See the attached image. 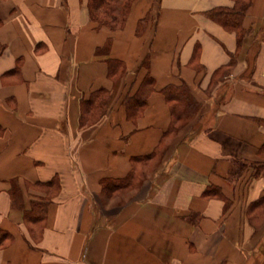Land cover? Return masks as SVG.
I'll return each mask as SVG.
<instances>
[{"label": "crops", "instance_id": "obj_1", "mask_svg": "<svg viewBox=\"0 0 264 264\" xmlns=\"http://www.w3.org/2000/svg\"><path fill=\"white\" fill-rule=\"evenodd\" d=\"M87 1L0 0V228L11 236L0 264H255L264 226L254 229L246 207L264 179L228 178L234 160H264V0L246 11L239 50L235 32L205 13L233 0H134L115 30L95 27ZM146 14L154 19L138 36ZM146 56L153 90L132 121L122 99L146 75ZM108 58L125 67L117 82ZM182 81L199 104L194 126L130 191L104 193L103 179L127 176L132 157L159 146L170 122L162 89ZM100 88L108 109L81 126V100ZM211 185L226 208L203 196ZM33 203L43 216L26 222Z\"/></svg>", "mask_w": 264, "mask_h": 264}, {"label": "trees", "instance_id": "obj_2", "mask_svg": "<svg viewBox=\"0 0 264 264\" xmlns=\"http://www.w3.org/2000/svg\"><path fill=\"white\" fill-rule=\"evenodd\" d=\"M234 5L228 7H216L206 11V15L214 21L221 24L226 30L235 32L237 38V49L239 50L245 38L250 34V30L243 26V18L246 11L251 5L252 0H233ZM134 0H88L87 10L90 20L95 23L96 28L107 27L111 30L120 29L124 26L127 15L130 11ZM154 17L146 14L138 21L136 33L141 36L149 23ZM110 39L104 43L101 48H97V52L108 51ZM258 47L253 49L249 56V65H253V61L257 54ZM237 53L231 54L229 62L218 68L212 77L211 86L228 73L236 62ZM108 75L115 82L121 79L125 73L124 65L116 59L108 58ZM149 56H146L141 65L147 69V73L142 79L136 91L131 95H126L122 99V105L125 110L126 118L134 121L139 116L147 102V95L153 90V79L149 74ZM163 96L169 105L170 122L162 135L159 146L147 155L135 156L131 158L132 168L129 174L123 178L111 179L105 178L102 183V191L106 194L114 192L123 193L136 186L147 174L149 170L150 160L157 154L160 146L167 136L172 133L177 134L180 127L187 122L193 120V117L199 107L198 102L191 93L190 87L184 82L179 84H169L162 89ZM110 91L100 88L90 93L86 99L81 100V112L79 123L81 126H91L95 124L107 111L110 103ZM259 124L264 125V119H256ZM179 123V124H178ZM264 150V145L261 146ZM250 172L252 178L262 177L264 179V160L260 161H241L234 160L232 169L229 173V180L236 182L243 173ZM54 181V180H53ZM53 181L47 182L48 184ZM16 189H11V197L13 204L21 205L15 202ZM203 196H218L223 199L226 205L229 199L224 196L221 190L215 186H208L203 191ZM45 204L33 203L30 209L24 210V219L26 222H35L43 216ZM246 217L248 222L259 230L264 226V195L254 201H251L246 207ZM11 238L10 234L0 228V247L3 246ZM261 264H264V259Z\"/></svg>", "mask_w": 264, "mask_h": 264}, {"label": "rangeland", "instance_id": "obj_3", "mask_svg": "<svg viewBox=\"0 0 264 264\" xmlns=\"http://www.w3.org/2000/svg\"><path fill=\"white\" fill-rule=\"evenodd\" d=\"M199 111V107L193 117V119L195 118L197 112ZM192 121V120H191ZM191 121L187 122L186 124H184L182 127H180L178 133H181L182 138L183 136H185V134L187 135V131L189 129H191L190 127H193L194 124H191ZM179 124V123H178ZM175 133L170 134L169 136H167V138L165 139V141L162 143V145L160 146L157 154L150 160L149 162V170L152 169V167L158 165V164H164L162 161V157L165 155H169L173 146L175 145V142L178 140L177 138L175 139V136L177 135ZM181 137V136H180ZM171 149V150H170ZM147 175V174H146ZM131 189H129L128 191H130ZM124 193V192H123ZM264 259V242L260 243L259 246L257 247L256 253L254 255V259H252L253 261L251 262H255V264H261L262 261Z\"/></svg>", "mask_w": 264, "mask_h": 264}]
</instances>
